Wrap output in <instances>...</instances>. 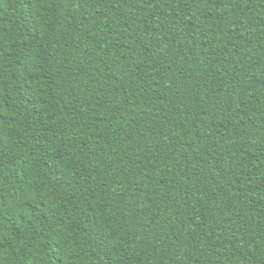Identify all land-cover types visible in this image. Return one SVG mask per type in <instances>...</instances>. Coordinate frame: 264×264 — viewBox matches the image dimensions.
I'll return each mask as SVG.
<instances>
[{
  "label": "trees",
  "instance_id": "obj_1",
  "mask_svg": "<svg viewBox=\"0 0 264 264\" xmlns=\"http://www.w3.org/2000/svg\"><path fill=\"white\" fill-rule=\"evenodd\" d=\"M0 264H264V0H0Z\"/></svg>",
  "mask_w": 264,
  "mask_h": 264
}]
</instances>
